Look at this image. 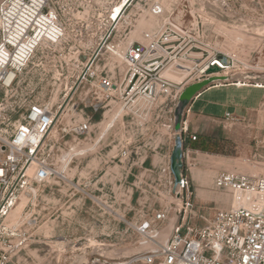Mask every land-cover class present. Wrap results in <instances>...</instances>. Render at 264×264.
<instances>
[{
	"label": "rangeland",
	"instance_id": "rangeland-1",
	"mask_svg": "<svg viewBox=\"0 0 264 264\" xmlns=\"http://www.w3.org/2000/svg\"><path fill=\"white\" fill-rule=\"evenodd\" d=\"M155 5L165 8L164 22L152 14ZM123 11L115 15L123 18L113 26L108 42L117 52L144 43L145 34L162 28L175 40L169 45L172 62L166 77L191 85L184 72L188 67L176 66H192L185 61L191 53H203L204 60L214 52L230 61L219 75L228 81L218 85L241 82L248 85L242 87L246 92L264 85V0H134L125 15ZM97 27L104 31L103 24ZM68 50L61 51L58 68H45L44 81L41 68L31 69L22 88L24 93L36 89L58 112L46 148L55 175L22 196L16 224L6 220L26 239L11 264H91L99 244L106 245L99 251L102 260L113 257L114 250L131 255L137 237L122 220L135 221L170 203L165 170L171 169L176 147L180 170L192 185L193 214L199 222L230 207V196L214 186L218 173L264 176V89H256L257 95L248 92L251 106L234 120H204L188 114L195 99L186 96L187 87L177 97L133 105L119 92L101 91L96 76L81 83V68L68 61ZM91 70L119 84L128 65L107 50ZM86 120L89 134L76 139L65 133ZM186 123L195 140L180 133ZM71 148L76 154L64 169Z\"/></svg>",
	"mask_w": 264,
	"mask_h": 264
},
{
	"label": "built area",
	"instance_id": "built-area-1",
	"mask_svg": "<svg viewBox=\"0 0 264 264\" xmlns=\"http://www.w3.org/2000/svg\"><path fill=\"white\" fill-rule=\"evenodd\" d=\"M121 2L3 0L0 4V264H11L13 254L26 242L17 228L6 224L7 217L25 193L45 186L55 175L46 148L58 112L36 89L22 91L31 69L41 68L39 75L44 81L45 68H58L61 51L69 47L68 61L74 68H81V83L96 76L101 91L119 92L135 105L177 97L186 87L214 80L212 77L229 68V59L221 53L211 52L204 60L203 53H191L201 57L184 56L192 66L179 64L188 67L184 72L191 78V85L166 77L164 73L172 62L169 45L175 40L161 28L156 34H145L144 43L124 50L128 70L119 84L111 76L91 74L103 51L116 49L108 42L113 26L123 18L115 21L112 15ZM102 12L106 18L100 21ZM152 14L162 22L166 20V10L160 5L153 7ZM100 23L104 31L97 27ZM220 82L225 81H213L212 85ZM225 120L234 119L227 113ZM90 130V121L86 120L65 133L80 139ZM180 133L196 139L186 126ZM165 173L170 203L141 214L135 221L122 220L137 237L133 253L126 256L114 250L113 257L102 260L99 251L106 245L99 244L91 264H264V176L218 173L214 186L230 196V207L216 210L199 222L193 214V189L188 176L181 171L176 185L170 166Z\"/></svg>",
	"mask_w": 264,
	"mask_h": 264
},
{
	"label": "crops",
	"instance_id": "crops-1",
	"mask_svg": "<svg viewBox=\"0 0 264 264\" xmlns=\"http://www.w3.org/2000/svg\"><path fill=\"white\" fill-rule=\"evenodd\" d=\"M3 0H0V4ZM129 0L127 1V3ZM209 86L202 90L201 94L195 99L191 107L190 113L197 115L200 119L204 120H223V122H230L225 120V115L227 113L231 114L232 118L234 115H240L245 111L248 112L251 101L249 102L247 96L248 92L252 95V93L256 94L260 90H256L258 88L253 87V90H249L248 88H242L237 84H229V85H218ZM251 92V93H250ZM188 126V124H187Z\"/></svg>",
	"mask_w": 264,
	"mask_h": 264
},
{
	"label": "bare ground",
	"instance_id": "bare-ground-1",
	"mask_svg": "<svg viewBox=\"0 0 264 264\" xmlns=\"http://www.w3.org/2000/svg\"><path fill=\"white\" fill-rule=\"evenodd\" d=\"M127 1L128 0H123V2H121L120 4H118L117 5V7H116V9H115V13L116 14H113L114 13V10H113V12H112V15H113V19L116 21L117 19H119V18H121V16H118V17H116L115 15H118V13L120 12V11H122V10H125L124 8H126L128 5H129V3L131 2V0H129V2L127 3ZM124 12V11H123ZM108 51H110V52H112V53H114V54H117L118 56L120 55V57L125 61V58H124V56H123V54L122 53H120V52H117L118 50H116V49H111V47H110V50H108ZM179 68H185V67H179ZM92 69V68H91ZM91 72H92V70H91ZM239 75V74H238ZM228 79H226V78H224V77H220L219 75H217V77H214V80L213 81H227ZM237 85H239L240 87H247L248 85L247 84H243V83H238ZM222 86V85H221ZM255 88H258V89H264V85H261V84H258L257 86H255ZM202 92V91H201ZM201 92H199V94H201ZM57 120H58V118H56V121H55V123L57 122ZM185 126L188 128V126H187V123L185 124ZM72 152H75V149L74 148H71V151H70V153H69V157H68V160H67V162H66V165L64 166V169L65 168H69V166H70V163H71V161H72V158L75 156V154L73 153V154H71ZM19 205V204H18ZM17 205V206H18ZM22 204L20 205V206H18L17 207V209H15L14 211H12L11 212V214L7 217V219L6 220H11V223H13V224H16L17 222H18V215L21 213V210H22Z\"/></svg>",
	"mask_w": 264,
	"mask_h": 264
},
{
	"label": "water",
	"instance_id": "water-1",
	"mask_svg": "<svg viewBox=\"0 0 264 264\" xmlns=\"http://www.w3.org/2000/svg\"><path fill=\"white\" fill-rule=\"evenodd\" d=\"M130 4V3H129ZM128 7V6H127ZM82 60H85V58H82ZM213 83V80H208L199 84L192 85L188 87L186 96H190L191 98H195L199 92H201L206 87L211 86ZM184 95V94H183ZM179 158V148L176 147L174 154L171 159V171L175 178V184L178 185L180 183V173H181V164L178 162Z\"/></svg>",
	"mask_w": 264,
	"mask_h": 264
}]
</instances>
